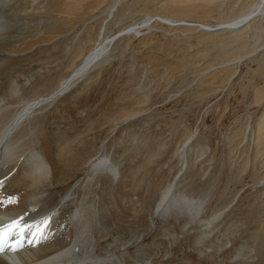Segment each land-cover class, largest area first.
Here are the masks:
<instances>
[{
  "label": "rangeland",
  "instance_id": "rangeland-1",
  "mask_svg": "<svg viewBox=\"0 0 264 264\" xmlns=\"http://www.w3.org/2000/svg\"><path fill=\"white\" fill-rule=\"evenodd\" d=\"M39 1L46 3V0ZM71 1H74L76 9L81 8L82 11L80 12V9L77 10L78 13L75 11L76 9L72 11V14L74 11L76 12L73 14L75 17L74 29L71 32H65V34L52 33V30L50 32L41 31L44 23L52 21L49 18L51 15L45 12L47 16L45 18H48L45 19L42 15L44 12L32 11L29 13L26 11L27 8H24L27 5V0H9L0 3V16L5 20H10L12 26H10V33L14 34L16 30L22 32L20 34L22 36L17 34L18 31L13 35L14 50L17 52L15 51L12 56L8 55L1 44V103L9 102L12 105H18L21 101H28L48 94L100 38L111 36L118 32L120 27L124 28L140 21L145 13H150L149 15L153 17L159 13L167 14L172 11L173 7L171 8V6L174 4L178 10H182L181 14H177L182 17H178L182 19L188 17L187 20L196 18V21L200 20L202 23L214 25L223 21L225 15L237 14L242 9L250 8V5L252 6L256 2V0H206L207 3H205V0H195L196 3H194V0H187L183 4V2H170L169 0H118L112 14H109L107 5H110L113 0H78L79 3L76 0ZM86 1L88 6L85 5V8ZM92 1L93 3H91ZM198 1L200 2L198 3ZM94 3L96 4L94 5ZM128 4H131V13L122 18L118 17V14ZM204 5L206 11H201ZM185 6H188L187 9ZM199 7L202 8L199 9ZM227 9L230 12H226ZM185 10L188 12H184ZM87 11L93 16L83 14ZM79 12L81 17L78 16ZM117 12L119 13L117 14ZM76 14L78 17L75 16ZM88 15L89 18H87ZM10 17L15 22H11ZM263 18L264 10L263 15L259 16L255 24L246 28L238 36L233 34L229 36L227 33L207 36L204 31L196 28L154 24L146 31L143 40L138 44L136 40L139 39L140 33L136 34L139 37L134 39L131 35L128 36V39L126 36L118 37V40L115 39L109 47V54L103 57L97 66L95 65L92 70H89L86 78L82 80L83 83L78 81L75 87L64 92L63 96L61 94L49 105L47 104L46 109L36 110L33 113L34 120H37L31 122L32 135L35 137L32 136V145L34 148L36 146V149L49 159L52 169L56 173V180L60 181L57 183L54 180L55 182L51 186L43 182V186L40 184V187L33 188V190L40 191L43 198L62 191V194L68 193L69 198L73 196L74 203L71 201L65 208H61L62 215H65L63 216L66 225L79 197H83L86 203L89 202L90 196L94 197L89 198L91 203L86 205L94 204L97 212L99 227L102 229L101 233H97L98 245L102 247L121 246L126 252L125 255L128 258L126 259L132 262L136 261V264L145 261L156 264H264V129L261 131L262 135L257 136L255 126H253L259 119L264 120V50H254L256 44L264 43V33L258 31L259 29L264 32ZM37 22H40L39 26ZM26 24H29L28 27ZM30 24L33 27H29ZM36 26L39 28H35ZM18 27L23 30L16 29ZM29 28H31L30 31ZM110 31L111 33H109ZM103 32L105 33L102 35ZM37 34L41 35L37 36ZM242 34L246 36V39ZM33 35H36L37 38ZM59 35L64 36L60 37ZM258 35L261 40H257ZM45 36L46 38L51 36V38L45 39ZM146 36L149 38L147 39ZM23 38L26 39V42L22 40ZM28 39L29 44H27ZM229 40L233 46L229 44L228 54L223 58L215 59L214 52L218 45L228 43ZM255 40L259 42L257 43ZM10 45L12 43L6 44V46ZM27 45H30L29 50L24 48ZM239 51L240 56L237 54ZM24 52L26 53L23 54ZM75 55L78 57L77 60ZM245 55L246 57H244ZM223 62L231 63L234 70L217 74L218 78H216L220 80L221 87L218 88L219 90L217 89L218 94L216 91L211 92L213 91L210 89L211 85L209 84V87L205 84L204 79L206 78L203 74L210 64L213 66V64ZM197 63L199 64L196 65ZM203 64L206 66L205 71L202 69ZM197 66H199V71L202 69L201 73L199 71L197 73ZM141 73L142 75H140ZM168 73L172 78L168 76ZM199 81L200 84L203 83L204 90L199 86ZM121 85H124L123 88ZM135 85L136 87H134ZM165 85H168V88ZM11 86L17 90L12 95L8 90ZM257 90L262 92L261 99L256 97ZM160 91L163 95L168 94L162 97ZM140 94H146V96ZM127 96L132 99L130 97L128 99ZM115 97L118 98L115 99ZM115 101L119 105L123 102L124 107L120 105L122 107L120 110ZM125 102H127L126 105ZM141 103H143V107ZM126 106L132 108L128 109ZM137 108L141 111L132 113L130 110ZM67 110L71 113H68ZM115 111L118 112V117L120 116L116 117L118 120L115 118V115L117 116ZM120 111H123V115ZM139 112L140 115L143 114L140 116L142 118L139 117ZM134 114L137 115L135 116L137 119ZM124 117L125 119H122ZM105 119L110 122L108 123ZM188 134L190 137L187 136ZM181 136L183 139L189 140L191 146L188 150L194 148L192 151L185 150L186 153L183 152L182 144L185 140L180 139ZM88 137H90L89 141ZM179 152H183V154ZM199 152L201 154H198ZM98 157H106L108 160L110 158L109 161L117 168V171H120L117 184L109 182L111 181L109 177L108 179L103 177L102 180L100 178L99 184L83 182L89 162ZM175 161L178 165L174 163ZM79 163L80 166H84L80 167ZM179 166L182 168L184 166L186 172ZM176 173H178L179 181L176 193L202 199L203 206L199 217L206 218L212 214L217 215V218L205 229L203 236L200 231L203 223L198 219L190 220L186 214L182 218V213L176 212L170 214L154 212V205L161 190L172 182ZM101 183L105 185H101ZM88 184L92 190H89ZM13 186L24 187L22 182L18 185L13 184ZM84 189L88 190L84 191ZM94 189L95 191H93ZM92 192L95 194L94 196ZM83 194H86L85 197ZM223 206H225L224 211H222ZM213 210L215 211L213 212ZM217 213L221 215L219 216ZM188 220L190 221L188 222Z\"/></svg>",
  "mask_w": 264,
  "mask_h": 264
},
{
  "label": "bare ground",
  "instance_id": "bare-ground-1",
  "mask_svg": "<svg viewBox=\"0 0 264 264\" xmlns=\"http://www.w3.org/2000/svg\"><path fill=\"white\" fill-rule=\"evenodd\" d=\"M2 1H9V0H0V3ZM78 2V0H76ZM91 1V0H88ZM94 1V0H93ZM93 1L91 3H93ZM171 1H175V2H183L187 1V0H169ZM236 1V0H235ZM248 1V0H247ZM252 1V0H251ZM254 1V0H253ZM23 2V1H21ZM25 2V1H24ZM74 2V1H73ZM73 2L71 0H46V3L44 2H38V0H27V5L24 8H27L26 11H28L29 13L32 11H36L39 13H42L43 18L47 17L45 14V12L50 13L52 21H48L49 23H44L42 25V30L41 31H47L50 32V30H52V33H62L65 34V32H71L74 28V23H75V17L73 16L74 13L77 12V10H79L80 12L82 11L81 8L76 9V6L73 4ZM96 2V1H95ZM200 1H198L199 3ZM202 2V1H201ZM9 3V2H8ZM16 3V2H15ZM79 3V2H78ZM118 3V0H113L112 3L109 6L108 9V13L112 14L113 9L116 7ZM194 3L195 0H194ZM205 3L206 0H205ZM237 3V2H236ZM244 3V2H243ZM246 3V2H245ZM90 4V3H89ZM96 3H94L95 5ZM101 4V3H100ZM201 4V3H200ZM240 4V3H239ZM242 4V3H241ZM22 5V3H21ZM19 5V6H21ZM87 5V1L84 4V7L86 8ZM173 6H171L172 11L170 13L167 12V14H158L157 16H150V13H145L144 16L142 17V19L138 22H135L133 24H130L124 28H119L118 32L114 33L113 35L111 34V36H105L100 38L97 43L94 45H92V47H90L89 50H87V52L82 56V59L75 65L73 66V69L68 72V74L63 77L62 79H60L58 85L48 94L38 97V98H34L28 101H21L18 105H12L11 103L7 102H0V200H3L5 202L4 206H0V221H8L9 219L15 218V217H23V223L27 226V230L24 233V237L25 238H29L32 234V231L34 229L43 227V239L35 244L34 246L29 245L27 243H25L24 248L19 252V253H15V252H11V251H5L4 253L0 254V264H136V261L132 262L131 260H127V255L124 248H122L121 246L115 247L114 246H110L107 245L105 247L99 246L98 245V237H97V233H101L100 230V225L98 222V216L96 215L97 212L95 211V206L92 205H86L88 203H91V200H89V198H91L92 196H90L88 198L89 202H85L83 197H79V200H77L76 204H75V208L73 209V211L71 212L70 216H69V220H68V224L66 225L65 220H64V216L62 215V209L61 208H65V206L72 201V198H69L68 193L62 194L63 191L60 192H56L54 194H51L50 196H47L45 198L42 197V193L40 191H34L33 188H37L40 187V184H42L43 186V182H46V184L48 183L50 186L51 184H53V182H55L54 180H56V173L53 171L52 169V165L51 162L49 161L48 158H46L41 151H39L38 149H36L33 147L32 145V131L33 128L31 126V122H34L36 120H34L33 118V113H35L36 110H43V108H45V106L48 104H50L56 97H58L59 95L63 96V93L66 92L67 90H70L71 88L75 87V85L77 84L78 81H82L83 79L86 78L89 70H92L93 67L96 65H98L97 63H99V61L101 59H103V57H105L106 55L109 54V47L110 45L113 43V41L115 39H117L118 37H123L126 36L128 39V36L131 35L132 39L139 37V35H136L138 33H140V37L137 41V44L143 40V35L146 34V31H148L150 29V27L154 24H158V25H163V26H168V27H175V26H183L186 28H196L199 29L201 31H204L205 34L207 36H211V35H221L223 33H227L229 36L236 35L238 36L240 33H242L243 31H245L246 28L253 26L256 22V20L259 18L260 15H263V10H264V0H256V2H254V4L251 6L250 8L242 10L237 13V14H227L224 16L223 21H221L220 23H216L214 25H209V24H205L202 23V21H196L194 18V20H187L188 17H186V19H182L178 16L181 15H177V14H181L182 10H178L176 5L174 6V4H172ZM182 5V4H180ZM14 6H16V4H14ZM88 6V5H87ZM102 6V5H101ZM191 6V5H190ZM201 6V5H200ZM224 6V4H223ZM83 7V8H84ZM93 7V6H92ZM186 7V6H185ZM188 7V6H187ZM186 7V9H187ZM192 7V6H191ZM203 7V6H202ZM202 7H199L202 8ZM248 7V6H247ZM18 8V5H17ZM176 8V9H175ZM228 8V7H227ZM245 8V7H244ZM14 9V8H13ZM20 9V8H19ZM76 9L73 14L72 11ZM94 9V8H93ZM99 9V8H98ZM185 9V8H184ZM204 9V10H203ZM213 9V8H212ZM11 10V9H8ZM89 10V9H87ZM95 10V9H94ZM131 4H128L127 7L125 9H123L120 13L117 12V14L119 15L118 17L122 18L124 16H126L127 14L131 13ZM209 9H207V12ZM233 10V8H232ZM13 11V10H12ZM68 11H71L70 13ZM90 11V10H89ZM89 11H87V13H83V14H89ZM167 11V10H166ZM193 11V10H192ZM201 11H206L205 9V5L204 8L201 9ZM211 11V10H210ZM230 12L228 9L226 10V12ZM10 12V11H9ZM20 12L22 13L21 9ZM80 12L79 15L76 14L75 16H80ZM91 12V11H90ZM96 12V11H95ZM100 13H102L101 11H98ZM184 12H188V10H185ZM212 12V11H211ZM210 12V13H211ZM214 12V11H213ZM17 12H15L16 14ZM27 13V14H29ZM35 13V12H34ZM64 13H66V15H64ZM78 13V12H77ZM209 13V14H210ZM11 14V12H10ZM14 14V13H12ZM18 14V13H17ZM26 14V13H25ZM38 14V13H37ZM94 14V13H93ZM98 14V13H96ZM189 14V13H188ZM213 14V13H212ZM224 14V13H223ZM20 15V14H19ZM23 15V14H22ZM64 15V16H63ZM82 15V14H81ZM89 15L87 18H89ZM92 15V14H91ZM90 15V16H91ZM95 15V14H94ZM177 15V16H176ZM16 16V15H15ZM21 16V15H20ZM41 16V15H39ZM49 16V15H48ZM77 16V17H78ZM87 16V15H86ZM93 16V15H92ZM131 16V15H130ZM222 16V14H221ZM24 17V16H23ZM105 17V16H103ZM112 17V16H111ZM132 17V16H131ZM176 17H178V19H176ZM182 17V16H181ZM184 17V16H183ZM11 18V17H10ZM16 18V17H15ZM18 18V17H17ZM27 19V17H25ZM34 18V17H33ZM85 18V17H84ZM21 19V18H20ZM32 19V18H31ZM48 19V18H45ZM77 19V18H76ZM92 19V18H91ZM99 19V17H98ZM264 19V18H263ZM19 20V19H18ZM16 20V21H18ZM22 20V19H21ZM37 20V19H36ZM35 20V21H36ZM87 20V19H86ZM97 20V18H96ZM118 20V19H117ZM12 18H11V22H12ZM46 21V20H45ZM90 21V20H89ZM95 21V20H94ZM263 21V20H262ZM15 22V20L13 21ZM26 22V20H25ZM47 22V21H46ZM101 22V21H100ZM212 22V21H211ZM18 23H20L18 21ZM28 23V22H27ZM38 23V22H37ZM40 23V22H39ZM39 23L37 24L39 26ZM111 23V22H110ZM209 23V22H208ZM215 23V22H214ZM260 23V22H259ZM263 23V22H262ZM14 24V23H13ZM35 24V22H34ZM77 24V23H76ZM106 24V23H105ZM257 24V23H256ZM19 25V24H18ZM27 27L29 24H26ZM10 20L9 19H4V17L0 16V50H1V44L2 47L4 48V50H6V52L8 53V55L12 56L14 54V52L16 50H14V39H13V35L16 34L15 32L18 31L16 29L19 30H23V28L18 27L16 28L14 31V34L10 33ZM23 26V25H22ZM35 26V25H34ZM12 27V26H11ZM25 27V25L23 26ZM29 27H33L31 24ZM158 27V26H157ZM258 27V26H256ZM264 27V25H263ZM21 28V29H20ZM35 28H39V27H35ZM160 28V27H159ZM158 28V29H159ZM180 28V27H179ZM27 29V28H26ZM25 29V30H26ZM31 28H29L30 31ZM101 31L102 28H100ZM154 29V28H153ZM169 29V28H168ZM257 29V28H255ZM34 30V29H33ZM38 31H40L39 29H37ZM36 30V31H37ZM114 30V29H113ZM171 30V29H170ZM183 30V29H182ZM181 30V32H182ZM34 31V32H36ZM37 31V32H38ZM99 31V32H101ZM153 31V30H151ZM186 31V30H185ZM250 31V30H249ZM260 33H264L261 32L262 30H259ZM33 32V31H32ZM36 32V33H37ZM150 32V31H149ZM187 32V31H186ZM22 33V32H21ZM19 31L17 32V34H21ZM39 33V32H38ZM77 33V32H76ZM88 33V32H87ZM105 32L102 33V35ZM111 33V31L109 32ZM108 33V34H109ZM152 33V32H151ZM75 34V33H74ZM107 34V33H106ZM133 34V35H132ZM154 34V33H153ZM194 34V33H193ZM41 35V34H37ZM45 35V34H43ZM89 35V34H88ZM186 35V34H185ZM199 36H201L200 34H198ZM22 36V35H20ZM20 36L19 39H20ZM26 36V35H25ZM24 36V37H25ZM36 36V35H33ZM36 36V38H37ZM60 36V35H59ZM64 35L60 36L63 37ZM142 36V37H141ZM148 36V35H147ZM146 36V38H147ZM152 36V35H151ZM242 36L246 39V36H244V34H242ZM262 36V35H261ZM16 37V36H15ZM51 36H47V38ZM58 39V36H56ZM55 37V39H56ZM76 37V35H75ZM124 37V38H126ZM154 37V36H153ZM216 37V36H215ZM253 37V36H252ZM255 37V36H254ZM259 37V35H258ZM264 37V36H263ZM22 38V37H21ZM32 38V37H31ZM30 38V39H31ZM34 38V37H33ZM35 38V39H36ZM40 38V37H39ZM44 38V37H43ZM45 36V39H47ZM53 38V37H52ZM98 38V37H97ZM145 38V37H144ZM149 38V37H148ZM147 38V39H148ZM199 38V37H198ZM203 38V37H202ZM213 38V37H212ZM237 38V37H236ZM256 38V37H255ZM18 39V38H17ZM18 39V40H19ZM119 39V38H118ZM117 39V40H118ZM123 39V38H122ZM151 39V38H150ZM157 39V38H156ZM205 39V38H203ZM214 39V38H213ZM261 40L260 37L257 38V40ZM21 40V39H20ZM24 40V38L22 39ZM26 40V39H25ZM24 40V41H25ZM34 40V39H32ZM125 40V39H124ZM212 40V39H211ZM228 40V39H227ZM36 41V40H35ZM44 41V40H43ZM51 41V40H50ZM53 41V40H52ZM123 41V40H122ZM135 41V40H134ZM147 41V40H146ZM199 41V40H198ZM216 41V38H215ZM256 41V40H255ZM17 42V41H16ZM19 42V41H18ZM26 42V41H25ZM29 44V39L27 41ZM34 42V41H33ZM160 42V41H159ZM206 42V41H205ZM226 42V41H225ZM245 42V41H244ZM241 42V43H244ZM257 42V41H256ZM259 42V41H258ZM257 42V43H258ZM262 42V41H261ZM264 42V41H263ZM12 43V45L10 46H6V44ZM40 43V42H39ZM42 43V42H41ZM45 43V42H44ZM48 43V42H47ZM46 43V44H47ZM144 43V42H143ZM200 43V42H199ZM216 44V42H214ZM247 43V42H246ZM89 44V43H88ZM117 44V42H116ZM229 44L230 46H233L230 42V40L228 41V43H222L219 44L215 55V59L216 58H223L228 54V49H229ZM264 44V43H263ZM263 44H256L254 50L256 49L257 51H263L264 50V46ZM23 45V44H21ZM31 45V44H30ZM30 45L25 46L24 48H28ZM39 45V44H37ZM130 45V43H129ZM158 45V44H157ZM163 45V44H162ZM202 45V44H201ZM212 45V44H211ZM239 45V44H238ZM237 45V46H238ZM123 46L125 47V45L123 44ZM152 46V45H151ZM243 46V45H242ZM253 46V45H252ZM17 47V46H16ZM199 47V46H198ZM203 47V46H202ZM240 47V46H239ZM18 48V47H17ZM119 48V46H118ZM173 48V47H172ZM236 48V45H235ZM31 49V48H30ZM131 49V48H130ZM142 49V48H141ZM196 49V48H195ZM204 49V48H203ZM237 49V48H236ZM20 50V49H18ZM29 50V48H28ZM133 50V49H132ZM183 50V49H182ZM243 50V49H240ZM253 50V51H254ZM22 51V50H21ZM23 51H25V49H23ZM144 51V50H143ZM171 51V50H170ZM187 51V50H186ZM211 51V50H210ZM252 51V50H251ZM252 51V52H253ZM17 52V51H16ZM28 52V51H27ZM131 52V51H130ZM134 52V51H133ZM136 52V50H135ZM139 52V51H137ZM142 52V51H140ZM26 52H24L23 54H25ZM161 53V52H160ZM182 53V52H181ZM237 53V52H236ZM264 53V52H263ZM77 54V53H76ZM122 54V53H121ZM132 54V52H131ZM146 54V53H145ZM179 54V53H178ZM238 55L240 54V51L237 53ZM21 55V54H20ZM81 55V54H78ZM111 55V54H110ZM109 55V56H110ZM135 55V53H134ZM253 55V54H252ZM24 56V55H23ZM76 56V55H75ZM127 56V55H126ZM132 56V55H131ZM142 56V55H141ZM144 56V55H143ZM154 56V55H153ZM164 57H167L165 55H163ZM169 56V55H168ZM184 56V55H183ZM203 56V55H202ZM240 56V55H239ZM112 57V55H111ZM122 57V56H121ZM148 57V56H147ZM146 57V58H147ZM246 57V55L244 56ZM257 57V56H256ZM77 56H76V60H77ZM120 58V57H119ZM118 58V59H119ZM151 58V57H150ZM156 58V57H155ZM125 59V58H124ZM136 59V57H135ZM144 59V58H142ZM154 59V58H153ZM152 59V61H153ZM165 59V58H164ZM167 60L169 58H166ZM179 59V58H178ZM191 59V58H190ZM196 59V58H194ZM218 59V60H219ZM237 59V58H236ZM240 59V57H239ZM72 60V59H71ZM109 60V59H106ZM166 60V61H167ZM182 60V59H181ZM238 60V59H237ZM111 61V60H110ZM175 61V60H174ZM191 61V60H189ZM217 61V60H216ZM231 61V60H230ZM121 62V61H120ZM138 62V61H137ZM181 62V61H180ZM219 62V61H218ZM2 63V61L0 60V64ZM72 63V61H71ZM70 63V64H71ZM109 63V62H108ZM116 63V62H115ZM130 63V62H129ZM171 63V61H170ZM176 63V62H175ZM119 64V63H118ZM128 64V62H127ZM145 64V63H144ZM149 64V62H148ZM158 64V63H157ZM162 64V63H161ZM174 64V62H173ZM199 63H197L196 65H198ZM205 64V63H204ZM203 64L202 69L205 71V67ZM208 64V62H207ZM206 64V65H207ZM106 65V64H104ZM109 65V64H108ZM111 65V64H110ZM116 65V64H115ZM170 65V64H169ZM71 66V65H70ZM69 66V67H70ZM113 66V65H112ZM151 66V65H150ZM174 66V65H173ZM176 66V65H175ZM181 66V65H180ZM187 66V65H186ZM189 66V65H188ZM200 66V65H199ZM199 66L198 67V71H199ZM210 66V67H209ZM209 66L206 67V71L203 75H205L204 82L206 85H208L210 87V89H212L214 92H217V89L220 87V80H218V75L220 72H230L232 69V65L231 63H217V64H213V66L210 64ZM212 66V67H211ZM46 67V66H45ZM72 67V66H71ZM100 67V66H99ZM119 67V66H118ZM117 68V67H115ZM158 68V67H157ZM201 68V67H200ZM160 69V68H159ZM168 69V68H167ZM172 69V68H171ZM178 69V67H177ZM200 69V71L202 70ZM258 69V68H257ZM105 70V69H104ZM190 70V69H189ZM94 71V70H93ZM98 71V70H97ZM101 71V69H100ZM130 71V70H129ZM144 71V70H143ZM152 71V70H151ZM167 71V70H166ZM169 71V70H168ZM167 71V72H168ZM199 71V72H200ZM203 71V72H204ZM92 72V71H91ZM142 72V71H141ZM160 72V71H159ZM158 72V73H159ZM2 73V72H1ZM0 73V74H1ZM140 73V71H139ZM147 73V72H146ZM149 73V72H148ZM174 73L175 72H172ZM170 73V74H171ZM201 73V72H200ZM92 74V73H91ZM99 74V73H98ZM105 74H107L105 72ZM138 74V73H137ZM166 74V72H165ZM190 74V73H189ZM230 74V73H229ZM94 75V74H93ZM102 75V74H101ZM142 75V73L140 74ZM146 75V74H145ZM149 76V74H147ZM200 75V74H198ZM202 75V74H201ZM217 75V76H216ZM232 75V74H231ZM96 76V74H95ZM106 76V75H105ZM121 76V75H120ZM123 76V75H122ZM168 76L171 77V75ZM173 76V74H172ZM147 77V76H146ZM169 77V78H170ZM198 77V76H197ZM217 77V78H216ZM89 78V77H87ZM102 78V77H101ZM124 78V77H123ZM167 78V77H166ZM172 78V77H171ZM190 78V77H189ZM196 78V77H195ZM200 78V76H199ZM203 78V77H202ZM228 78V77H227ZM128 80V79H127ZM202 80V79H200ZM229 80V79H228ZM102 81V79H101ZM139 81V80H138ZM165 81V80H164ZM120 82V80H119ZM123 82V81H122ZM152 82V81H151ZM166 82V81H165ZM178 82V81H177ZM203 82V81H202ZM225 82V81H224ZM228 82V81H227ZM83 83V81L81 82ZM79 83V84H81ZM100 83V82H99ZM104 83V82H103ZM106 83V82H105ZM128 83V81H127ZM176 83V82H175ZM208 83V84H207ZM98 84V83H97ZM102 84V83H101ZM121 84V83H120ZM119 84V85H120ZM124 84V83H123ZM168 84V83H167ZM210 84V85H209ZM104 85V84H102ZM154 85V84H152ZM164 85V84H163ZM182 85V84H180ZM179 85V86H180ZM205 85V86H206ZM224 85V83H223ZM221 84V86H223ZM16 86V85H15ZM84 86V84H83ZM122 86V85H121ZM124 86V85H123ZM122 86V88H123ZM166 86V85H165ZM171 86V85H170ZM199 86H201V88L203 89V83L200 84L199 81ZM204 86V87H205ZM136 87V85L134 86ZM158 87V86H157ZM168 88V85L166 86ZM176 87V85H175ZM88 88V87H86ZM90 88V87H89ZM97 88V87H96ZM101 88V87H100ZM107 88V87H106ZM121 88V87H120ZM133 88V87H132ZM143 88V87H142ZM159 88V87H158ZM207 88V87H206ZM221 88V87H220ZM102 89V88H101ZM157 89V88H156ZM1 90V89H0ZM12 94H15L17 90H15L14 88H12V86L8 89ZM84 90V89H83ZM116 90V89H115ZM122 90V89H121ZM132 90V89H131ZM145 90V89H144ZM173 90V89H172ZM177 90V89H176ZM204 90V89H203ZM219 90V89H218ZM73 91V90H71ZM87 91V90H86ZM85 91V93H86ZM102 91V90H101ZM124 91V90H123ZM146 91V90H145ZM144 91V93H145ZM156 91V90H155ZM222 91V89H221ZM76 92V91H75ZM78 92V91H77ZM98 92V91H97ZM117 92V91H116ZM128 93V90L126 91ZM136 92V91H135ZM152 92V90H151ZM157 92V91H156ZM163 92V91H162ZM165 92V91H164ZM181 92V91H180ZM215 92V93H216ZM108 93V92H107ZM125 93V92H124ZM139 93V92H138ZM137 93V94H138ZM161 93V91H160ZM166 93V92H165ZM164 93V94H165ZM202 93V92H201ZM218 93V92H217ZM78 94V93H77ZM117 94V93H116ZM120 94V93H119ZM147 94V93H146ZM146 94H140L141 96H146ZM153 94V93H152ZM162 94V97L165 96ZM160 94V95H161ZM189 94V93H188ZM219 94V93H218ZM75 95V94H74ZM125 95V94H124ZM138 95V97L140 96ZM154 95V94H153ZM261 95L262 92L261 90H257L256 91V97H259L261 99ZM60 96V97H61ZM81 96V95H80ZM79 96V97H80ZM83 96V95H82ZM86 96V95H85ZM140 96V97H141ZM155 96V95H154ZM159 96V95H158ZM7 97V96H6ZM119 97V96H118ZM118 97H115L118 98ZM128 97V96H127ZM130 97V96H129ZM128 97V99H130ZM133 97V96H132ZM161 97V96H160ZM3 98V97H2ZM5 98V97H4ZM114 98V97H113ZM123 97H121L122 99ZM143 98V97H142ZM157 98V97H155ZM19 99V98H17ZM79 99V98H78ZM82 99V98H81ZM86 99V98H85ZM132 99V98H131ZM141 99V98H139ZM146 99V97H145ZM143 99V100H145ZM154 99V98H153ZM258 99V100H260ZM123 100V99H122ZM13 101V100H12ZM84 101V100H83ZM117 101H119L117 99ZM125 101V100H124ZM127 101V100H126ZM131 101V100H130ZM134 101V100H132ZM142 101V99H141ZM147 101V99H146ZM156 101V99H155ZM116 102V101H115ZM144 102V101H142ZM258 101L256 100V103ZM16 103V102H15ZM73 103V102H72ZM117 103V102H116ZM123 104V102H121ZM127 102H125L126 105ZM130 103V102H129ZM132 103V102H131ZM147 103V102H146ZM145 103V104H146ZM114 104V103H113ZM118 104V103H117ZM122 104H120L122 107H124ZM143 103H141L142 106ZM162 104V103H161ZM78 105V104H76ZM120 105L118 104L120 110L122 107H120ZM129 105V104H127ZM135 106H137L134 103ZM133 105V106H134ZM62 106V105H61ZM118 106H115L116 108ZM130 106V105H129ZM145 106V105H144ZM152 106V105H151ZM156 106V105H155ZM49 107V106H48ZM114 107V108H115ZM127 107V106H126ZM125 107V108H126ZM140 107V105H139ZM143 107V106H142ZM141 107V108H142ZM146 107V106H145ZM263 107V106H262ZM47 108V106H46ZM45 108V109H46ZM128 108V107H127ZM132 108V107H129ZM128 108V109H129ZM136 108V107H133ZM138 109V108H137ZM137 109H130L132 111V113L136 112V111H141V110H137ZM150 109V108H149ZM135 110V111H133ZM148 110V109H147ZM152 110V109H151ZM68 111V110H67ZM118 111V109H117ZM146 111V110H145ZM264 111V110H263ZM39 112V111H38ZM74 112V111H72ZM111 112V111H110ZM116 112V111H115ZM122 112L123 115V111ZM119 112V115H121ZM147 112V111H146ZM42 113V112H41ZM68 113H71L68 111ZM75 113V112H74ZM118 112H116L117 114ZM130 113V112H129ZM142 113V112H141ZM260 113V112H259ZM73 114V113H72ZM106 114V112H105ZM114 112H113V116H114ZM126 114V113H125ZM77 115V114H76ZM109 115V114H108ZM112 115V114H110ZM139 117L143 116L140 115L139 112ZM66 116V115H65ZM104 116V115H103ZM107 116V115H106ZM130 116V114H129ZM132 116V114H131ZM137 116L136 114H134V117ZM262 116V115H259ZM119 118L118 114L117 116L115 115V118ZM127 117V116H126ZM106 118V117H105ZM112 118V117H111ZM110 118V119H111ZM116 118V119H117ZM133 118V116H132ZM136 118V117H135ZM142 118V117H140ZM74 119V118H73ZM107 119V118H106ZM105 119V120H106ZM122 119H125L122 118ZM130 119V118H129ZM128 119V120H129ZM134 119V118H133ZM137 119V118H136ZM118 120V119H117ZM141 120V119H140ZM256 120V119H255ZM258 120V119H257ZM256 120V121H257ZM261 120V121H259ZM257 123H255V129H256V134L257 136H261V131L264 129V120L259 119ZM107 121V120H106ZM105 121V122H106ZM134 121V120H133ZM108 122V121H107ZM110 122V121H109ZM108 122V123H109ZM112 122V121H111ZM128 122V121H127ZM36 123V122H35ZM34 123V124H35ZM104 123V122H103ZM103 123H101L103 125ZM107 123V124H108ZM115 123V122H114ZM122 123V122H121ZM134 123V122H133ZM254 123V121H253ZM33 124V125H34ZM38 124V123H37ZM100 124V127H101ZM105 124V123H104ZM112 124V123H111ZM129 124V123H128ZM91 126V125H90ZM97 126V125H96ZM131 126V125H128ZM127 126V127H128ZM167 126V125H166ZM35 127V126H34ZM37 127V126H36ZM98 127V126H97ZM115 127V125H114ZM102 128V127H101ZM122 128V127H121ZM124 128V126H123ZM186 129V128H185ZM89 131V130H87ZM92 131V130H91ZM264 132V131H263ZM264 134V133H263ZM36 135V134H35ZM88 135V134H87ZM93 134H91L92 136ZM246 135V134H245ZM184 136V135H183ZM183 136L180 137V139H183ZM189 136V134L187 135ZM34 137V136H33ZM83 137V136H82ZM93 137V136H92ZM190 137V136H189ZM35 138V137H34ZM85 138V136H84ZM88 137V141H89ZM192 138V137H191ZM87 139V138H86ZM85 139V140H86ZM190 139V138H189ZM91 140V139H90ZM185 140L182 144V150L183 152L185 150H188V148L191 146L189 140L183 139ZM191 140V139H190ZM194 140V138H193ZM87 141V140H86ZM192 142V141H191ZM88 144H90L88 142ZM193 145V144H192ZM239 145V144H238ZM88 146V145H86ZM264 146V145H263ZM262 146V147H263ZM181 149V148H180ZM194 149V148H193ZM192 149V150H193ZM77 150V149H76ZM179 150V149H178ZM190 150V149H189ZM188 150V151H189ZM190 150V151H192ZM69 151V150H68ZM177 151V150H176ZM180 151V150H179ZM187 151V153H188ZM197 151V150H196ZM201 151V150H199ZM58 152V150H57ZM56 152V153H57ZM178 152V151H177ZM176 152V153H177ZM183 152H179L182 153ZM229 152V151H228ZM63 153V152H62ZM67 153V152H66ZM76 153V152H74ZM73 153V154H74ZM186 153V151L184 152ZM192 153V152H191ZM178 154V153H177ZM198 154H201V152H199ZM181 155V154H180ZM179 155V156H180ZM71 156V155H70ZM97 156V154H96ZM100 156V155H99ZM187 156V154L185 155V157ZM190 155L188 154V157ZM84 158L86 156H83ZM91 158V157H90ZM94 158V156H93ZM180 158V157H178ZM187 158V157H186ZM185 158V159H186ZM198 158V157H197ZM196 158V159H197ZM181 159V158H180ZM183 159V158H182ZM181 159V160H182ZM196 159H194V161H196ZM200 159V158H199ZM263 159V158H262ZM84 160V159H83ZM89 160V159H88ZM91 160V159H90ZM89 160V161H90ZM110 160V158H109ZM106 157H98L97 159H93L89 162L87 170H86V178L85 181H83L85 184L87 183H91L94 182L96 184H99V182H101L102 178L104 177H108L111 179L112 182L117 184L118 180L120 178V171H117V168L109 161ZM179 160V159H178ZM87 161V160H86ZM85 161V162H86ZM180 161V160H179ZM178 161V162H179ZM183 161H185L183 159ZM193 161V160H191ZM198 161V160H197ZM237 162V161H236ZM264 162V161H263ZM176 164V161L174 162ZM173 163V165H174ZM202 163V162H201ZM205 163V162H204ZM85 164V163H84ZM86 165V164H85ZM178 165V164H176ZM181 165V164H180ZM184 165V164H182ZM201 165V164H200ZM80 166V163H79ZM84 166V165H83ZM80 166V167H83ZM87 166V165H86ZM85 166V167H86ZM232 166V165H231ZM182 168V166H179ZM190 166L188 165V168ZM187 168V169H188ZM264 168V167H263ZM81 169V168H79ZM175 169V168H174ZM178 169V167H177ZM184 170V166L182 168ZM180 169V170H182ZM172 170V169H171ZM260 170V169H259ZM179 171V170H178ZM185 171V170H184ZM177 172V171H176ZM186 172V171H185ZM264 172V171H263ZM181 173V172H180ZM241 173V172H240ZM122 174V173H121ZM176 176L173 178L172 182L167 184L160 192V195L158 197V199L156 200V203L154 205V212L158 213V214H170L171 212H176V213H182V218H184V214H186L190 220H196L198 219L199 221H201V223H203V227L200 228L201 231V236H203L205 234V229L208 228L211 223L217 218L216 214H212L210 216H207L206 218H200L199 214L201 211V208L203 206V201L200 198H194L191 196H188L186 194H178L176 193V187L178 186L177 183H179L178 181V173L175 174ZM122 176V175H121ZM124 176V175H123ZM122 176V177H123ZM180 176V175H179ZM85 177V176H84ZM101 178V180L99 181V179ZM103 178V179H104ZM106 179V180H107ZM262 179V178H261ZM124 180V179H123ZM259 180V179H258ZM57 183H59L60 181L56 180ZM122 181V180H121ZM261 181V180H260ZM259 181V182H260ZM264 181V180H263ZM24 185V187H17V186H13V184L18 185L19 183H21ZM117 182V183H116ZM78 183V182H77ZM250 183V182H249ZM247 183V184H249ZM95 184V185H96ZM103 183H101L102 185ZM111 184V185H112ZM254 184V183H253ZM256 184V183H255ZM56 185V184H55ZM53 185V186H55ZM105 185V184H103ZM107 185V184H106ZM46 186V185H45ZM93 186V185H92ZM91 186V187H92ZM99 186V185H98ZM258 186V185H257ZM88 188L90 187L89 184L87 186ZM94 187V186H93ZM92 187V188H93ZM97 187V186H95ZM111 187V186H110ZM243 187V186H242ZM83 188V187H82ZM252 188V187H251ZM91 188H89L90 190ZM88 190V189H86ZM84 189V191H86ZM92 190V189H91ZM240 190H242L240 188ZM72 191V190H71ZM95 191V189L93 190ZM98 192V191H97ZM100 192V191H99ZM89 193V191H88ZM87 193V194H88ZM91 193V192H90ZM96 193V192H95ZM101 193V192H100ZM93 194V192H92ZM79 195V194H78ZM84 197L86 194H83ZM95 194H93L94 196ZM97 195V193H96ZM200 195V194H199ZM238 195V194H237ZM181 196V197H180ZM234 196V195H233ZM236 196V194H235ZM96 197V196H95ZM8 198H15V203H11L8 204L7 200ZM78 198V197H77ZM94 198V197H92ZM205 199V198H204ZM203 199V200H204ZM86 200V199H85ZM96 200V199H95ZM205 201V200H204ZM94 203H96V201H93ZM234 202V201H232ZM72 203H74V201H72ZM71 203V204H72ZM231 203V202H230ZM229 203V204H230ZM205 204V203H204ZM211 206V204H209ZM226 205H228L226 203ZM74 206V205H73ZM224 209L222 211L225 210V206H223ZM204 208V207H203ZM220 208V207H219ZM229 208V207H228ZM227 208V209H228ZM208 209V208H207ZM231 209V208H229ZM101 210V209H100ZM207 211V210H206ZM215 210H213L214 212ZM219 211V210H217ZM216 211V212H217ZM221 211V210H220ZM219 211V212H220ZM143 212V211H142ZM152 211V213H154ZM210 212V210H209ZM102 213V212H101ZM218 214V213H217ZM155 215V214H154ZM181 215V214H180ZM219 215V214H218ZM221 215V214H220ZM219 215V216H220ZM226 215V214H224ZM228 215V214H227ZM152 216V215H151ZM160 216V215H159ZM162 216V215H161ZM225 217V216H224ZM181 218V219H182ZM188 219V218H186ZM47 221L46 226L44 225V221ZM185 220V219H184ZM188 220V222L190 221ZM185 223V222H184ZM191 223V222H190ZM178 224V223H177ZM193 224V223H192ZM173 226V224H172ZM189 227V226H188ZM183 228V227H182ZM185 228V227H184ZM191 228V227H190ZM187 229V228H186ZM197 229V228H196ZM184 230V229H183ZM198 230V229H197ZM186 231V230H185ZM188 231V230H187ZM194 231V230H193ZM198 234V232H197ZM101 235V234H100ZM101 239V238H100ZM197 242V241H196ZM199 242V241H198ZM197 244V243H196ZM221 248V247H220ZM224 248V247H223ZM102 250V251H100ZM129 250V249H128ZM170 250V249H169ZM128 252V251H127ZM170 253V252H169ZM230 254V253H229ZM238 254V252H237ZM159 257V256H158ZM127 258V259H126ZM170 258V257H169ZM168 259V258H167ZM148 260V259H147ZM246 260V259H245ZM244 260V261H245ZM231 262V261H230ZM233 262V261H232ZM239 262V261H237ZM138 264V263H137ZM141 264H156L155 262H148L145 261ZM235 264V263H233ZM249 264V263H247Z\"/></svg>",
  "mask_w": 264,
  "mask_h": 264
},
{
  "label": "snow or ice",
  "instance_id": "snow-or-ice-1",
  "mask_svg": "<svg viewBox=\"0 0 264 264\" xmlns=\"http://www.w3.org/2000/svg\"><path fill=\"white\" fill-rule=\"evenodd\" d=\"M15 198H8L7 203H15ZM5 202L0 200V206ZM23 217H15L8 221H0V254L5 251L19 253L25 246V243L34 246L39 243L43 237V227L34 229L29 238L24 237L27 226L22 222ZM47 221H44L46 226Z\"/></svg>",
  "mask_w": 264,
  "mask_h": 264
}]
</instances>
